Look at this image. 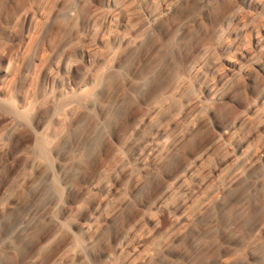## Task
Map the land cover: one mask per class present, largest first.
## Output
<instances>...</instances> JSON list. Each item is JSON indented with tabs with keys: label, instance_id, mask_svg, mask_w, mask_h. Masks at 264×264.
<instances>
[{
	"label": "rangeland",
	"instance_id": "rangeland-1",
	"mask_svg": "<svg viewBox=\"0 0 264 264\" xmlns=\"http://www.w3.org/2000/svg\"><path fill=\"white\" fill-rule=\"evenodd\" d=\"M1 189L0 264H264V0H0Z\"/></svg>",
	"mask_w": 264,
	"mask_h": 264
},
{
	"label": "bare ground",
	"instance_id": "bare-ground-1",
	"mask_svg": "<svg viewBox=\"0 0 264 264\" xmlns=\"http://www.w3.org/2000/svg\"><path fill=\"white\" fill-rule=\"evenodd\" d=\"M191 159H189L185 164H184V168H186L188 166V164L190 163ZM0 193L2 195H6L8 193V190L7 189H1L0 190ZM54 207V205L51 207V209ZM56 237V236H55Z\"/></svg>",
	"mask_w": 264,
	"mask_h": 264
}]
</instances>
